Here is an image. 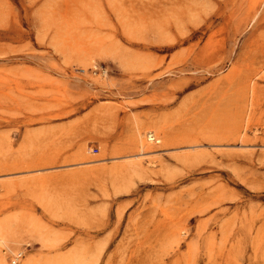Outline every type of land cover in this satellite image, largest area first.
Returning a JSON list of instances; mask_svg holds the SVG:
<instances>
[{"label": "rangeland", "instance_id": "obj_1", "mask_svg": "<svg viewBox=\"0 0 264 264\" xmlns=\"http://www.w3.org/2000/svg\"><path fill=\"white\" fill-rule=\"evenodd\" d=\"M27 263L264 264V0H0V264Z\"/></svg>", "mask_w": 264, "mask_h": 264}, {"label": "bare ground", "instance_id": "obj_2", "mask_svg": "<svg viewBox=\"0 0 264 264\" xmlns=\"http://www.w3.org/2000/svg\"><path fill=\"white\" fill-rule=\"evenodd\" d=\"M156 135L160 136V132L157 131V130L151 129V128L146 130L145 132L144 131L143 132L139 131L136 140L140 144V147H141L140 154H144L146 149H150L148 144H149V142H151V141L156 139ZM157 142L159 143V142H161V140L158 139ZM16 259H18V258L16 257Z\"/></svg>", "mask_w": 264, "mask_h": 264}, {"label": "built area", "instance_id": "obj_3", "mask_svg": "<svg viewBox=\"0 0 264 264\" xmlns=\"http://www.w3.org/2000/svg\"><path fill=\"white\" fill-rule=\"evenodd\" d=\"M153 141H156L157 142V139L153 140Z\"/></svg>", "mask_w": 264, "mask_h": 264}]
</instances>
